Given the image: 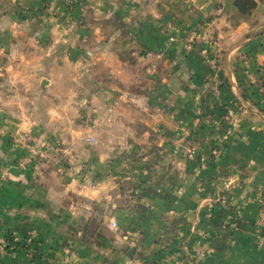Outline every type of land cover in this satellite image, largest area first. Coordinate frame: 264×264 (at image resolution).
Listing matches in <instances>:
<instances>
[{"label":"crops","instance_id":"obj_1","mask_svg":"<svg viewBox=\"0 0 264 264\" xmlns=\"http://www.w3.org/2000/svg\"><path fill=\"white\" fill-rule=\"evenodd\" d=\"M263 29L264 0H0V264H264Z\"/></svg>","mask_w":264,"mask_h":264},{"label":"rangeland","instance_id":"obj_2","mask_svg":"<svg viewBox=\"0 0 264 264\" xmlns=\"http://www.w3.org/2000/svg\"><path fill=\"white\" fill-rule=\"evenodd\" d=\"M66 1H70V0H66ZM64 14H65V11H64V13L62 14L63 16H64ZM64 17H66V16H64ZM67 19H68V21H70L69 20V17H67ZM67 21V22H68ZM263 33H264V29L263 30H261L260 32H259V34H261V35H263ZM217 38H214L213 40L214 41H217L216 40ZM219 43H218V41H217V46H216V49L217 48H219V45H218ZM45 87H43V88H45L46 89V86H47V83L44 85ZM40 95L41 94H37L36 96H37V99H34V95H33V100L34 101H36L37 100V102H41V100L39 99L40 98ZM42 103V102H41ZM34 107H37V105H35L34 104ZM41 107H43V105H41V106H39L38 105V107L36 108V109H40ZM36 112V111H35ZM35 112H34V115H31L32 116V118H34L33 119V121H29V122H31V123H35V124H37V125H40V128H43L44 129V126L46 125V124H50V123H52V125H54L55 124V121H43L44 120V118L41 116V111L38 113V114H35ZM42 114H43V112H42ZM35 116V117H34ZM64 116L65 117H68V118H72V120H70V121H62L63 123H64V125H67V127H68V129H70V127L71 126H77V128L78 127H82V128H84V129H86V127L90 124V123H92L91 121H88V119H87V108L86 107H83L82 109H80V110H78V111H72V110H69V109H67L66 107H65V109H64ZM73 118H75V121H73ZM77 119V120H76ZM35 120V121H34ZM37 120V121H36ZM51 125V126H52ZM51 126H48L45 130H48L49 129V127H51ZM66 127V128H67ZM63 131H65V127H63ZM60 130H62V129H60ZM41 131H43L44 132V130H41ZM81 134V136L83 135V134H85V132L83 131V132H81L80 133ZM54 141V142H53ZM95 142V141H94ZM63 146H64V142H62V141H60V140H52V141H49L48 143H47V145H46V147H44V148H46V149H50V150H52V149H62L63 150ZM65 150V149H64ZM61 151V150H60ZM98 224H99V222H95V223H93V225L95 226V227H98ZM11 237H15V236H11ZM9 238V237H8Z\"/></svg>","mask_w":264,"mask_h":264},{"label":"built area","instance_id":"obj_3","mask_svg":"<svg viewBox=\"0 0 264 264\" xmlns=\"http://www.w3.org/2000/svg\"><path fill=\"white\" fill-rule=\"evenodd\" d=\"M68 3H72L73 0L67 1ZM196 36L195 34H192L189 38H187L186 42H187V47H191L193 45V43L196 41ZM171 41H174V38H171ZM216 46H217V41H213L212 42V50H203L202 51V55L206 61V63L209 65L211 71L213 74L216 73V71H218L219 68V61L217 59V56L215 55V50H216ZM215 78V75L212 76L209 80L213 81ZM89 142H94V140L92 138H89ZM23 161L22 163H20V167H22L24 165ZM6 180V177L4 174H0V185L3 181ZM112 228L117 229L118 228V223L117 222H113L111 223ZM258 240L260 242L261 245H264V232H260L259 231V236H258ZM20 239L18 237H12V242L7 238V237H2L0 238V255L2 253H4L5 251L13 248L14 246L17 245V243H19ZM196 257L198 261H203L206 258V253L203 250H198L196 253Z\"/></svg>","mask_w":264,"mask_h":264},{"label":"water","instance_id":"obj_4","mask_svg":"<svg viewBox=\"0 0 264 264\" xmlns=\"http://www.w3.org/2000/svg\"><path fill=\"white\" fill-rule=\"evenodd\" d=\"M47 83V81H44V84L43 85H45ZM133 252H134V249L133 250H131V252L129 253V255H132L133 254Z\"/></svg>","mask_w":264,"mask_h":264},{"label":"trees","instance_id":"obj_5","mask_svg":"<svg viewBox=\"0 0 264 264\" xmlns=\"http://www.w3.org/2000/svg\"><path fill=\"white\" fill-rule=\"evenodd\" d=\"M7 238H8V237H7ZM8 239L12 242V237H9Z\"/></svg>","mask_w":264,"mask_h":264}]
</instances>
